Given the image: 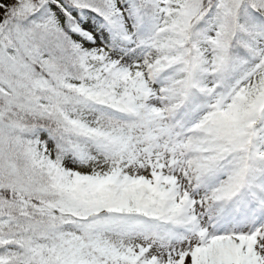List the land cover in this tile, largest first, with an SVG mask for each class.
Instances as JSON below:
<instances>
[{
  "label": "snow or ice",
  "instance_id": "obj_1",
  "mask_svg": "<svg viewBox=\"0 0 264 264\" xmlns=\"http://www.w3.org/2000/svg\"><path fill=\"white\" fill-rule=\"evenodd\" d=\"M0 264H264V0H0Z\"/></svg>",
  "mask_w": 264,
  "mask_h": 264
}]
</instances>
